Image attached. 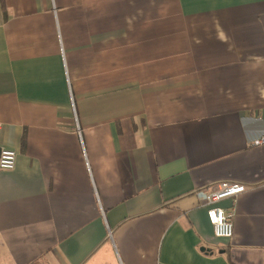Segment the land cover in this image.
Returning <instances> with one entry per match:
<instances>
[{
  "label": "crops",
  "instance_id": "crops-1",
  "mask_svg": "<svg viewBox=\"0 0 264 264\" xmlns=\"http://www.w3.org/2000/svg\"><path fill=\"white\" fill-rule=\"evenodd\" d=\"M263 137L264 0H0V264H264Z\"/></svg>",
  "mask_w": 264,
  "mask_h": 264
},
{
  "label": "built area",
  "instance_id": "built-area-1",
  "mask_svg": "<svg viewBox=\"0 0 264 264\" xmlns=\"http://www.w3.org/2000/svg\"><path fill=\"white\" fill-rule=\"evenodd\" d=\"M264 144V137L255 141V145ZM17 162V152L2 149L0 151V170L12 171ZM242 184L223 182L212 186L208 190H198L197 197L204 202L207 209L208 220L213 228L216 239L230 240L234 235L235 204L237 198L246 192ZM230 200L233 202L231 209H225L220 204Z\"/></svg>",
  "mask_w": 264,
  "mask_h": 264
},
{
  "label": "water",
  "instance_id": "water-1",
  "mask_svg": "<svg viewBox=\"0 0 264 264\" xmlns=\"http://www.w3.org/2000/svg\"><path fill=\"white\" fill-rule=\"evenodd\" d=\"M203 251H206L205 249H203Z\"/></svg>",
  "mask_w": 264,
  "mask_h": 264
}]
</instances>
